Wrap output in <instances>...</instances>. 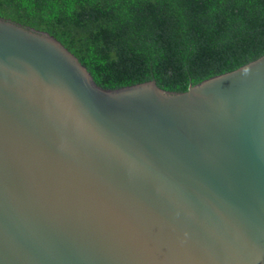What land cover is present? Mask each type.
I'll use <instances>...</instances> for the list:
<instances>
[{
	"label": "water",
	"instance_id": "95a60500",
	"mask_svg": "<svg viewBox=\"0 0 264 264\" xmlns=\"http://www.w3.org/2000/svg\"><path fill=\"white\" fill-rule=\"evenodd\" d=\"M0 264H264V55L105 88L0 16Z\"/></svg>",
	"mask_w": 264,
	"mask_h": 264
},
{
	"label": "trees",
	"instance_id": "16d2710c",
	"mask_svg": "<svg viewBox=\"0 0 264 264\" xmlns=\"http://www.w3.org/2000/svg\"><path fill=\"white\" fill-rule=\"evenodd\" d=\"M0 16L55 36L105 88L183 92L264 55V0H0Z\"/></svg>",
	"mask_w": 264,
	"mask_h": 264
}]
</instances>
